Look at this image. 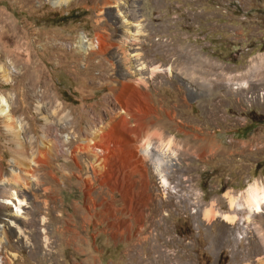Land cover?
I'll list each match as a JSON object with an SVG mask.
<instances>
[{
  "label": "rangeland",
  "instance_id": "obj_1",
  "mask_svg": "<svg viewBox=\"0 0 264 264\" xmlns=\"http://www.w3.org/2000/svg\"><path fill=\"white\" fill-rule=\"evenodd\" d=\"M57 1L0 0V264H264V0Z\"/></svg>",
  "mask_w": 264,
  "mask_h": 264
},
{
  "label": "bare ground",
  "instance_id": "obj_2",
  "mask_svg": "<svg viewBox=\"0 0 264 264\" xmlns=\"http://www.w3.org/2000/svg\"><path fill=\"white\" fill-rule=\"evenodd\" d=\"M70 1L71 0H58L55 3V5H65L68 2H70ZM5 60H7V58ZM0 71L4 74L3 76H4L5 80H8L10 78L11 74L9 73V66H8L7 63H4V65L0 67ZM10 72H12V71H10ZM0 105L3 107V109L0 110V116L5 121V128L7 129V137L9 138V141L7 142V145L9 146V148H11V152L13 154V158L10 161V168L11 169L9 170V176H10L11 179L8 180V183L11 181V184H9L10 188H9V190H7V192L1 191L3 195H4V193L7 194L6 198H8L9 200H6V199L3 200L2 199V200H0V202L4 203L5 205H12V204L14 205L12 200H16L17 199V194H18L17 193L18 192L17 188L19 186L20 187L21 186L22 187L23 186L27 187V182L24 181L25 178H23V179L20 178V177H23V176H20L19 174H16L14 172L13 168L18 167V168H21V170L23 168L22 171L26 172V170H28V168H25L28 165L27 164V158H29L31 160V157H27V147H26L27 143H26V140H25L24 137H23L24 140H21L20 133H19L17 127L14 128L13 118L10 116L9 110H8L9 106L7 105L6 101L4 99H2V98L0 99ZM30 156H31V154H30ZM158 160H159V158L155 159L154 161L158 162ZM156 166H159V165L156 164ZM2 170L3 169L1 168L0 169V178L4 177ZM25 177H26V175H25ZM30 177L32 179H34L32 176H30ZM21 181H22V183H21ZM247 198H248V201H247V204H246L247 206L246 207L248 208V210H250L253 214H256V215H258L260 213H263L264 191L263 192H259L257 187L250 186L247 189ZM15 208L17 210L19 209V207L16 204H15Z\"/></svg>",
  "mask_w": 264,
  "mask_h": 264
},
{
  "label": "trees",
  "instance_id": "obj_3",
  "mask_svg": "<svg viewBox=\"0 0 264 264\" xmlns=\"http://www.w3.org/2000/svg\"><path fill=\"white\" fill-rule=\"evenodd\" d=\"M248 129V128H247Z\"/></svg>",
  "mask_w": 264,
  "mask_h": 264
}]
</instances>
